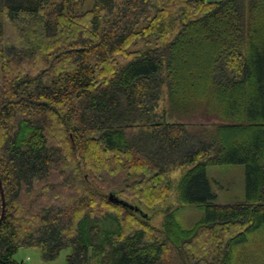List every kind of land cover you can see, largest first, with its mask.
<instances>
[{"label": "trees", "instance_id": "obj_1", "mask_svg": "<svg viewBox=\"0 0 264 264\" xmlns=\"http://www.w3.org/2000/svg\"><path fill=\"white\" fill-rule=\"evenodd\" d=\"M70 5L0 0V264L34 246L44 264H232L264 226V0ZM223 164L245 166V202H215ZM178 167L191 228L167 206Z\"/></svg>", "mask_w": 264, "mask_h": 264}, {"label": "rangeland", "instance_id": "obj_2", "mask_svg": "<svg viewBox=\"0 0 264 264\" xmlns=\"http://www.w3.org/2000/svg\"><path fill=\"white\" fill-rule=\"evenodd\" d=\"M60 1V0H57ZM71 1V10L73 12H81L93 7L95 0H82L80 3H75V0ZM207 1H220V0H207ZM148 46L142 41H138L137 45L132 49H146ZM123 58H121L122 60ZM0 65V86L2 83V72ZM163 97L160 104L157 107V111H165L168 107L167 99ZM189 128L194 130L202 129V126L207 128H213L215 124L220 123L218 119H205L195 118L185 121ZM240 168L241 170H238ZM189 170L187 168H174L171 172L174 189L168 200L169 207L176 208L178 205V193L177 186L183 175ZM208 177L211 181L213 190L217 194L215 202L219 205H226L230 202H241L246 199V173L245 166L243 164H223V165H210L208 167ZM152 215V222L161 227L165 217V210L149 211ZM203 216V211L196 208L195 205H185L179 209L178 218L187 228H191L199 221ZM249 242L247 244L235 245L233 249L234 261L233 264H264V227L250 233ZM72 249H64L60 256L49 262V264H63L66 258L71 254ZM16 259L22 264H44L42 258V250L39 247H25L19 250L16 254Z\"/></svg>", "mask_w": 264, "mask_h": 264}, {"label": "water", "instance_id": "obj_3", "mask_svg": "<svg viewBox=\"0 0 264 264\" xmlns=\"http://www.w3.org/2000/svg\"><path fill=\"white\" fill-rule=\"evenodd\" d=\"M0 192H1V199H2V214L0 217V223H1L2 220L4 219L5 215H6V195H5V190H4V186H3V182H2L1 177H0ZM110 200H112L116 203H122L124 205H128L132 209L139 210V208L137 206H134L132 204H128V202H126L122 199H119L118 197H115L113 194H110Z\"/></svg>", "mask_w": 264, "mask_h": 264}, {"label": "crops", "instance_id": "obj_4", "mask_svg": "<svg viewBox=\"0 0 264 264\" xmlns=\"http://www.w3.org/2000/svg\"><path fill=\"white\" fill-rule=\"evenodd\" d=\"M238 170H241L240 168H237ZM245 173H246V168H245ZM245 186H246V182H245ZM245 190H246V187H245ZM171 195V194H170ZM245 197H246V199H247V194L245 195ZM246 199L244 200V201H241V202H230V203H228V204H239V203H243V202H245L246 201ZM178 205L180 206V202H179V200H178ZM179 206H177V207H179ZM182 206H180V208H181ZM196 207V206H195ZM197 208V207H196ZM177 213H179V210H178V212ZM177 216H178V214H177ZM164 219H165V217H164ZM178 220L180 221V219L178 218ZM164 222V221H163ZM180 223L183 225V223L180 221ZM195 225V224H194ZM183 227H185L184 225H183ZM264 227V226H263ZM263 227H261V228H258V229H256V230H259V229H262ZM185 228H187V227H185ZM256 230H252V231H250L249 233H248V240H247V242L246 243H244V244H247L248 242H249V235H250V233H252V232H255ZM234 261V260H233ZM233 264V263H232Z\"/></svg>", "mask_w": 264, "mask_h": 264}]
</instances>
